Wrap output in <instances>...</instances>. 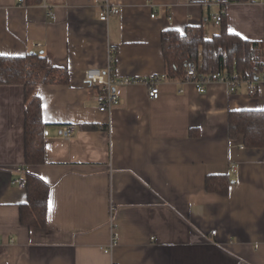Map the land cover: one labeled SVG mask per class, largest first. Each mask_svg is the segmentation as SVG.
Returning <instances> with one entry per match:
<instances>
[{
    "label": "crops",
    "instance_id": "0c3cea01",
    "mask_svg": "<svg viewBox=\"0 0 264 264\" xmlns=\"http://www.w3.org/2000/svg\"><path fill=\"white\" fill-rule=\"evenodd\" d=\"M106 1L119 12L102 21ZM221 8L230 32L264 41V0H0V54L43 52L69 73L36 87L46 160L34 166L24 163L23 86L0 84V264H264V148L229 140L227 121L230 109L264 108V79L252 96L246 82L200 93L161 79L157 99L143 82L119 85L101 112L84 78L104 68L109 46L118 76L164 75L161 32L201 25L211 36L219 25L205 18ZM27 170L49 184L41 228L19 221L15 179ZM225 173L227 196L205 190L208 174Z\"/></svg>",
    "mask_w": 264,
    "mask_h": 264
},
{
    "label": "trees",
    "instance_id": "16d2710c",
    "mask_svg": "<svg viewBox=\"0 0 264 264\" xmlns=\"http://www.w3.org/2000/svg\"><path fill=\"white\" fill-rule=\"evenodd\" d=\"M39 4L42 0H25ZM247 1V0H229ZM161 51L165 64L164 79L182 81L188 66L196 72L225 71L240 79H259L264 73V41L248 40L227 29L225 19L219 31L210 37L201 25H186L161 32ZM68 70L49 66L43 52L21 56L0 54V84H21L26 105L24 109V163L34 166L45 162V123L41 99L36 94L40 82L66 84ZM229 140H240L244 147L264 148V108L230 109L227 115ZM88 130L104 127L96 123L82 124ZM25 201L19 205V221L29 228L45 225L48 211L49 184L37 174L24 172ZM232 180L225 174H208L205 190L221 196L229 194Z\"/></svg>",
    "mask_w": 264,
    "mask_h": 264
},
{
    "label": "built area",
    "instance_id": "2783aa9c",
    "mask_svg": "<svg viewBox=\"0 0 264 264\" xmlns=\"http://www.w3.org/2000/svg\"><path fill=\"white\" fill-rule=\"evenodd\" d=\"M262 1V0H260ZM119 9L112 6L109 2H105L102 5V10L99 14V19L106 21L109 15L117 14ZM225 9L221 8L217 14L211 16V18H205V21L211 20L215 25H219L223 19ZM51 18L54 17L52 12L49 13ZM264 79V73L261 76ZM85 80L92 86L97 88L96 100L97 108L101 112H109L114 104L117 102L116 88L119 85H126L132 83L143 82L148 87V97L150 99H157L160 95L159 81L164 79V75L153 76L147 79H140L137 77H120L115 71V57L112 47H107L106 51V64L104 68L91 67L84 71ZM180 82H190L195 89L204 93L208 84L213 82H222L227 86L228 92L232 93L236 90L241 82H246L248 86V94H256V80L253 79H240L237 74H227L225 71H212V72H196L193 66H188L185 73L184 80ZM182 91V90H180ZM75 130L73 124L64 125L62 128V134L65 137H69ZM15 182L18 186L24 187V178H17ZM113 232V230H112ZM215 233V231H212ZM116 244L115 233H112L108 248L111 249ZM109 249H105L108 251Z\"/></svg>",
    "mask_w": 264,
    "mask_h": 264
},
{
    "label": "rangeland",
    "instance_id": "374dc122",
    "mask_svg": "<svg viewBox=\"0 0 264 264\" xmlns=\"http://www.w3.org/2000/svg\"><path fill=\"white\" fill-rule=\"evenodd\" d=\"M207 37H210L209 35H207Z\"/></svg>",
    "mask_w": 264,
    "mask_h": 264
},
{
    "label": "bare ground",
    "instance_id": "6f19581e",
    "mask_svg": "<svg viewBox=\"0 0 264 264\" xmlns=\"http://www.w3.org/2000/svg\"><path fill=\"white\" fill-rule=\"evenodd\" d=\"M206 72V71H205Z\"/></svg>",
    "mask_w": 264,
    "mask_h": 264
}]
</instances>
